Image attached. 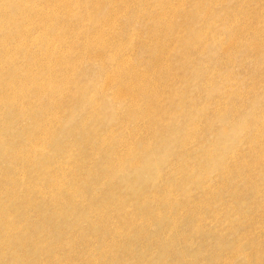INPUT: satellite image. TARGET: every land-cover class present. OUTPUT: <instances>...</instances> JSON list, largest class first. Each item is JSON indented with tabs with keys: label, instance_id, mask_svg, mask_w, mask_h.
<instances>
[{
	"label": "rangeland",
	"instance_id": "1",
	"mask_svg": "<svg viewBox=\"0 0 264 264\" xmlns=\"http://www.w3.org/2000/svg\"><path fill=\"white\" fill-rule=\"evenodd\" d=\"M0 211V264H264V0H0Z\"/></svg>",
	"mask_w": 264,
	"mask_h": 264
},
{
	"label": "bare ground",
	"instance_id": "2",
	"mask_svg": "<svg viewBox=\"0 0 264 264\" xmlns=\"http://www.w3.org/2000/svg\"><path fill=\"white\" fill-rule=\"evenodd\" d=\"M170 146H172L171 142H167ZM146 154V157L144 156ZM162 158L158 157L154 160H150L148 158L147 153H143V154H139L135 157V159L133 160V162L131 163V165H129L127 168H119L124 176H127L130 174V170H133L136 172H140V171H149L152 168H155L156 166L160 165L162 162ZM130 182L134 184V179H130ZM139 187L141 189H145V184L143 185H139ZM26 189V186H21L20 187V191L24 192ZM51 196L53 194H50ZM49 195V196H50ZM69 208H72L73 212L71 214H68L67 210ZM79 206H76L75 202L73 201L72 198H66L63 203L60 206V209L56 212H51L48 214H45L43 216V219L46 220L47 222L51 221L53 222V224L56 227V231L49 235V237L47 238V240L49 241V243L54 244V245H58L61 244V240L70 232L73 230H77L78 227L76 225V223H70L68 221L73 220V215H76L77 217L78 212L76 209H78ZM80 211V210H78ZM3 217V214L0 211V218ZM90 225L89 223H87V226ZM30 232L32 234H34L36 237H38L39 235H37L38 233H40L43 236L44 233V229L43 226H31L30 228ZM6 230L8 232L9 235L14 236V237H18L21 236V239H28L29 235H24L27 231H25L24 233L20 232L19 227L17 226H12V225H7ZM47 234H50L51 231L49 229H46ZM82 239H85L84 236H82ZM86 241H88V239L86 238Z\"/></svg>",
	"mask_w": 264,
	"mask_h": 264
}]
</instances>
